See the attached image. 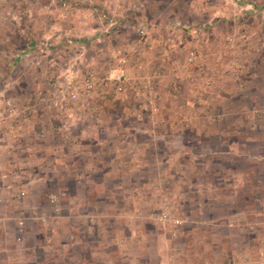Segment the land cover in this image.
<instances>
[{
    "label": "rangeland",
    "instance_id": "obj_1",
    "mask_svg": "<svg viewBox=\"0 0 264 264\" xmlns=\"http://www.w3.org/2000/svg\"><path fill=\"white\" fill-rule=\"evenodd\" d=\"M153 50L157 101L134 93L156 88ZM190 50L239 72L196 91ZM86 73L92 92L45 102ZM245 166L262 179L240 208ZM0 264H264V0H0Z\"/></svg>",
    "mask_w": 264,
    "mask_h": 264
},
{
    "label": "built area",
    "instance_id": "obj_2",
    "mask_svg": "<svg viewBox=\"0 0 264 264\" xmlns=\"http://www.w3.org/2000/svg\"><path fill=\"white\" fill-rule=\"evenodd\" d=\"M146 26L143 24H137L135 27V32L139 37H144L146 33ZM164 33L167 35V28L163 29ZM191 34H196L197 30H191ZM168 46L174 45V40L167 37ZM224 43H227L229 46H233L235 42L230 37H225ZM206 54L201 52L190 50L186 54L187 64L195 69V72L187 77L190 86L196 90L200 91L202 87H207L210 85L212 79L219 78L223 73L221 69H224V72L229 75L231 78H235L239 72V67L237 66L236 59L231 58L225 68H221L216 57H214L211 64L206 65ZM50 62L52 59L49 60ZM117 67L114 73L106 78L107 84H110L113 88V93L117 94L124 90V84L126 81V73L124 71L125 58L123 56L119 57L117 62ZM96 85L95 78L93 74L86 73L77 86L72 84H67L65 87L58 86V84H51V87L48 91V96L45 97V102L49 103L54 110H61L67 104H71L78 99L79 96L88 94L94 90ZM135 95H149L150 89L146 85H141L140 88L134 90ZM41 101L44 100L41 98ZM10 100L5 102L6 114L9 116L13 115V106L10 104ZM56 199L50 198V203L55 204ZM155 223L159 225H171L176 228L181 225V220L173 218L170 216L169 210L163 208L159 210V213L152 219ZM175 235V232H174Z\"/></svg>",
    "mask_w": 264,
    "mask_h": 264
},
{
    "label": "crops",
    "instance_id": "obj_3",
    "mask_svg": "<svg viewBox=\"0 0 264 264\" xmlns=\"http://www.w3.org/2000/svg\"><path fill=\"white\" fill-rule=\"evenodd\" d=\"M110 24L108 23V24H106V27L107 26H109ZM124 28H125V25L123 26H120V24H117L116 26H114V28H112L111 30V33L109 34V36L106 38V40L108 41V39H109V41L110 40H112V38H114L118 43H119V41L121 40V41H126V40H124V39H122L123 37H122V30L124 31ZM94 30V27H91L90 29H89V32L91 31V30ZM129 32V31H128ZM131 49V48H130ZM110 53V57H111V59H115L116 58V61L118 60L117 58H119V51H117L116 50V52H109ZM132 57H133V55H131ZM136 59V58H135ZM148 59H149V62H148V67H147V70H149V72H152L153 74H154V76H153V80H156L157 79V81H155L154 82V85L156 86V88L155 89H153V91L152 92H150V94H151V96L153 97V101H157L156 99H157V97L158 96H160V94H161V88H162V81H163V79H164V76L163 75H161V74H163V73H157V71H155V69L154 68H157V69H160L159 67H157L156 66V64L154 65V63H155V61H157V55H155V50H153V51H151L149 54H148ZM137 60V59H136ZM151 61H153V62H151ZM136 62H138V61H136ZM143 63V62H142ZM157 63V62H156ZM138 65V64H137ZM153 66H155V67H153ZM155 74L158 76L157 78H156V76H155ZM167 81V80H166ZM153 83V82H152ZM126 95L124 94V92L123 93H119V94H117L114 98H115V100H116V102H121L122 103V105H120V106H118V108H119V110L120 111H123V110H125L126 109V106L124 105V97H125ZM126 103V102H125ZM125 106V107H124Z\"/></svg>",
    "mask_w": 264,
    "mask_h": 264
},
{
    "label": "trees",
    "instance_id": "obj_4",
    "mask_svg": "<svg viewBox=\"0 0 264 264\" xmlns=\"http://www.w3.org/2000/svg\"><path fill=\"white\" fill-rule=\"evenodd\" d=\"M240 171H243V174L248 176V180L246 178L240 181V186L236 190V195L232 203L236 202L235 205H237V202L239 203L240 201L239 207L241 208L242 206L247 205L246 203H254L253 196L255 193H257V189L259 187L258 184L262 178L257 177V170L251 166H245L243 168L241 167Z\"/></svg>",
    "mask_w": 264,
    "mask_h": 264
}]
</instances>
